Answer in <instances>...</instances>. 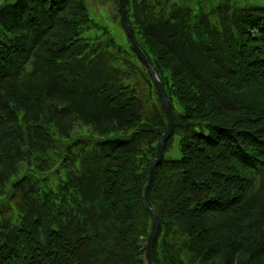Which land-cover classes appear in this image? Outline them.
Wrapping results in <instances>:
<instances>
[{
  "label": "trees",
  "instance_id": "16d2710c",
  "mask_svg": "<svg viewBox=\"0 0 264 264\" xmlns=\"http://www.w3.org/2000/svg\"><path fill=\"white\" fill-rule=\"evenodd\" d=\"M179 3L126 4L174 109L153 261L264 264V0ZM88 10L0 0V264H146L169 120L128 34Z\"/></svg>",
  "mask_w": 264,
  "mask_h": 264
},
{
  "label": "water",
  "instance_id": "95a60500",
  "mask_svg": "<svg viewBox=\"0 0 264 264\" xmlns=\"http://www.w3.org/2000/svg\"><path fill=\"white\" fill-rule=\"evenodd\" d=\"M119 1V10L121 12V21L123 22L124 28L126 29V33H128L129 38L131 39V42L133 44V47L137 53V55H139L140 59L143 60L146 64V66H148L149 68V72L151 74V76H153V79L156 83V86L159 88V92H160V96L163 100V104H164V109H166L167 112V117L169 120L167 129L165 130V133L163 134V136L161 137L158 147H157V155L156 157L151 161L150 163V168H149V173H148V181L146 184V188H145V193H144V197L147 200V204H148V208L151 210L152 215H153V224L151 227V233L147 239V249H146V259H147V264H156L153 261V247L155 244V239L159 233V228H160V223L161 220H159V214L157 212V210L155 209L153 202L151 201L150 198V189H151V184L155 178V171L156 168L158 166V163L162 160V158L164 157V149L166 146V143L169 139V137L171 136L172 132H173V128H174V109L172 107V102L171 99L168 97L166 88L163 86V82L160 78V76L158 75L157 71L155 70L154 66H152L149 62V58L148 56L145 54V51L143 50L142 46H140V44L138 43L137 39H136V35L134 33V29L133 26L130 24V22H128V11H126V3L127 0H118ZM195 182V180H194Z\"/></svg>",
  "mask_w": 264,
  "mask_h": 264
},
{
  "label": "rangeland",
  "instance_id": "374dc122",
  "mask_svg": "<svg viewBox=\"0 0 264 264\" xmlns=\"http://www.w3.org/2000/svg\"><path fill=\"white\" fill-rule=\"evenodd\" d=\"M176 2H180L179 4L182 5H188L191 8L202 9L204 10H211L213 6L217 5V2L220 0H175ZM235 5H244L249 4L250 0H230ZM88 6H89V13L91 16L97 20L98 22H101L103 25H107L109 30H114L115 34H117V39H119V42L124 44L128 40L127 33L124 34L119 25V23H116V17L118 16V9L117 4L113 0H88ZM215 20V19H214ZM105 22V23H103ZM98 31L90 30L87 31L85 34L88 36H96Z\"/></svg>",
  "mask_w": 264,
  "mask_h": 264
},
{
  "label": "bare ground",
  "instance_id": "6f19581e",
  "mask_svg": "<svg viewBox=\"0 0 264 264\" xmlns=\"http://www.w3.org/2000/svg\"><path fill=\"white\" fill-rule=\"evenodd\" d=\"M160 141V140H159ZM166 145H167V143H166ZM158 147V146H157ZM165 148H166V146H165ZM157 151V150H156ZM164 152H165V149H164Z\"/></svg>",
  "mask_w": 264,
  "mask_h": 264
}]
</instances>
